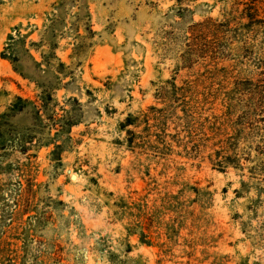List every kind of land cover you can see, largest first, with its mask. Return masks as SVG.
Returning <instances> with one entry per match:
<instances>
[{
	"label": "rangeland",
	"instance_id": "1",
	"mask_svg": "<svg viewBox=\"0 0 264 264\" xmlns=\"http://www.w3.org/2000/svg\"><path fill=\"white\" fill-rule=\"evenodd\" d=\"M16 31L71 73L20 58L52 143L0 150V264H264V0H0ZM15 66L0 113L40 104Z\"/></svg>",
	"mask_w": 264,
	"mask_h": 264
},
{
	"label": "trees",
	"instance_id": "2",
	"mask_svg": "<svg viewBox=\"0 0 264 264\" xmlns=\"http://www.w3.org/2000/svg\"><path fill=\"white\" fill-rule=\"evenodd\" d=\"M50 21L51 24H53L54 19H50ZM49 28L51 29L48 30ZM49 31L50 37H52V27L50 25H48L43 32L49 33ZM27 38L28 34H21L19 31H16L15 35L9 34L7 36L3 50L0 52V56L3 59L11 61L12 63H16L17 66H15L14 69L25 78H28L30 81H34L36 87L42 90L41 94L39 95L40 104H37L34 101H30L20 96H15L9 107H7L3 112L0 113V150L5 148L6 144H10L11 147L16 146L22 153H26L29 149L33 148V146L39 147L52 143L51 139L46 136L44 139L41 137L36 138V144L33 145V142H35V135H32V133H34L35 129L43 128L40 113L45 112V110L47 111L48 104L52 101L50 93L51 90L49 89H55L56 87L54 88L52 86L40 84L36 78L25 75V73H23L18 65L20 63L22 54L29 55V57L33 61L34 69L42 70L41 65L43 63H45V65L47 66H51V60L54 59L55 61H58L54 64L56 67L55 70L60 73L62 77L66 76L68 73H71L70 71H66V68L68 66H66L63 62H60L59 59L55 56L54 52L47 51L44 53H40V61H36L34 57L30 55L29 50L31 48L36 49L39 43L44 39L42 34L40 36V41L38 42L27 40ZM48 44L49 49L55 47V44H52L51 42H48ZM81 46L82 45H78L77 49L80 50ZM41 72H43V70ZM62 77L52 75V79L58 80L59 83ZM51 83L53 82L50 81V84ZM21 117L27 118L29 122L23 123L20 127V123L18 122V120ZM72 124L73 122L70 119H64L61 130L64 131L65 128L70 127ZM226 158L229 160L231 157L228 156ZM229 162L230 161H228L226 164H229ZM260 166L264 167L263 164H261ZM258 172H262V174H264V171Z\"/></svg>",
	"mask_w": 264,
	"mask_h": 264
}]
</instances>
